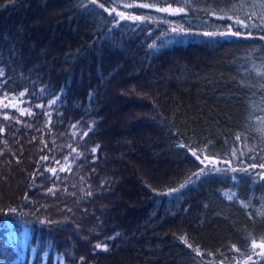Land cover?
Wrapping results in <instances>:
<instances>
[{
  "label": "trees",
  "instance_id": "16d2710c",
  "mask_svg": "<svg viewBox=\"0 0 264 264\" xmlns=\"http://www.w3.org/2000/svg\"><path fill=\"white\" fill-rule=\"evenodd\" d=\"M103 2L145 21L0 0V264L24 232L21 264H245L232 246L264 238V40L235 20L259 24L261 0ZM192 150L221 169L197 178Z\"/></svg>",
  "mask_w": 264,
  "mask_h": 264
},
{
  "label": "snow or ice",
  "instance_id": "6c2138e0",
  "mask_svg": "<svg viewBox=\"0 0 264 264\" xmlns=\"http://www.w3.org/2000/svg\"><path fill=\"white\" fill-rule=\"evenodd\" d=\"M108 3H114V0H107ZM90 3L93 4V5H96L98 8H102L104 10V12H108L109 15L111 16L112 13H115L116 16H119L121 20H127V19H133V20H142L144 18H142L140 15H136V16H126L124 12L122 11H117L116 7H113L111 9V11L109 10V8L105 7V3L103 2V0H100V2H98V0H90ZM261 4L262 6H264V0H261ZM83 7L87 8V3H83L82 5ZM124 7H132V5L130 4H125ZM139 7H143V8H156V5L155 3H141L139 4ZM157 11H163V12H167V11H170L168 8H156ZM89 11H93L92 9H89ZM171 11H174V12H179V11H183V8H179V9H175V10H171ZM256 13H252L248 19L251 20L252 19V16H255ZM220 18H224V17H220ZM228 19H232L231 16H228L227 17ZM259 20H260V23L259 24H249L247 22H245L244 20L240 19L239 17L236 18L235 20V24L237 25H243V27L245 29H249V28H259L261 29V35H260V39L261 40H264V14H261L260 17H259ZM175 31V29H174ZM182 31V29H181ZM234 35H237V36H240L242 35V33L237 30ZM246 35H249L251 36L252 33L251 32H248L246 33ZM3 75V72L2 70H0V76ZM257 75H261V76H264V72H258ZM260 90L261 92H264V83L260 84ZM43 91V90H42ZM21 96L25 95L24 92H21L20 93ZM57 99H59V97H57ZM57 102V100H52L51 103L54 105L55 103ZM39 107V105H37ZM5 107H7V105H5ZM23 114V113H22ZM29 115H31V113H29ZM5 119H8L7 116H5ZM73 127H75V125H73ZM89 131H91V129H89ZM84 136H87L88 135V132H84L83 133ZM237 139H240V137L238 136ZM179 147L181 148H185V147H190V146H186L184 143H180L178 145ZM99 146H97L96 148H93L91 151L93 153H95L97 151V148ZM207 147V146H206ZM73 151H75V149H73ZM201 152L205 151V150H200ZM192 156L195 157L197 160H200L201 163L204 162V160H208L209 159V156L208 155H204L203 156V159H201V156L198 155L197 151L196 150H192ZM44 159H47V157H45ZM211 163H214V161H210ZM250 167L252 168H256L257 165L253 164L251 165ZM259 168L260 169H264V163L260 164L259 165ZM61 171H64L65 169L64 168H61L60 169ZM236 169H233V171H235ZM49 171H51L53 173V175L56 174V169H49ZM247 171V170H245ZM200 174H205V175H208V174H211L210 172H205L204 169H200V171L198 173H196L197 175V178H199ZM249 175H251V173H249ZM257 175L259 176V178L261 180H264V172H260V173H257ZM235 179V178H233ZM185 187L184 184H181L180 185V189H183ZM49 191H53L52 189H49ZM179 189H172L170 190V192L168 193V195H171L172 193L174 192H178ZM88 195H91V193H88ZM231 198V197H229ZM246 206V205H245ZM13 212L15 210H12ZM5 227H11L10 225H5ZM189 247H191V245H189ZM251 247H252V251H246V248H247V244L243 245L242 248H236L235 245L232 246V249L230 250H233V251H237V252H240L242 256H246V260H245V264H247V261H252V264H260V261L261 260H264V238H261L260 242L257 243L256 240H252L251 242ZM96 248H101V244H97L96 245ZM257 249H259V251H257ZM104 250H107V246L105 245L104 246ZM196 251V255L197 256H203L204 254L201 253L198 249L195 250ZM253 256L257 257L258 259H253ZM233 259H235L233 257ZM193 264H202L201 261H196L195 260V257H193ZM220 264H224L223 261L220 262Z\"/></svg>",
  "mask_w": 264,
  "mask_h": 264
},
{
  "label": "rangeland",
  "instance_id": "374dc122",
  "mask_svg": "<svg viewBox=\"0 0 264 264\" xmlns=\"http://www.w3.org/2000/svg\"><path fill=\"white\" fill-rule=\"evenodd\" d=\"M112 14L116 16L115 13H112ZM125 15L130 16V17L132 16V15H128V14H125ZM116 17L119 20H121L119 16H116ZM127 20L132 21V22L145 21V19H142V20L127 19ZM124 21H126V20H124ZM226 36L232 37V36H234V34L228 33ZM210 161H214V163H211ZM203 166H204L205 172L216 171V170L221 169V164L218 161H216L214 159H210V158L208 160H204ZM29 236L30 235L28 232H24L22 234L12 233V234L8 235L7 243L17 253V258L14 259L13 264H21L22 262L27 260V258H29L30 261L35 260V258H36L35 252L29 251ZM257 251H259V249Z\"/></svg>",
  "mask_w": 264,
  "mask_h": 264
}]
</instances>
